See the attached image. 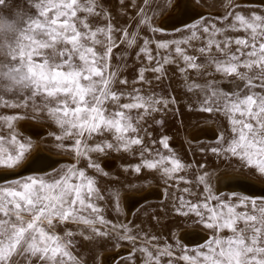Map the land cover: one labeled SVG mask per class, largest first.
<instances>
[{"label": "snow or ice", "instance_id": "6c2138e0", "mask_svg": "<svg viewBox=\"0 0 264 264\" xmlns=\"http://www.w3.org/2000/svg\"><path fill=\"white\" fill-rule=\"evenodd\" d=\"M99 2L22 0L17 22L0 26V32L11 33L0 42V108L43 115L58 129L53 135L60 146L70 141L76 161L86 162L84 167L74 163L47 173L46 162L37 155L28 167L41 174L0 185V264H87L78 254L83 242L100 246L113 235L134 244L141 239L126 225L105 218L100 205L105 195L88 169L107 173L93 160L94 154L136 156L138 148L132 171L157 172L165 184L177 182L170 187L193 183L178 175L190 165L170 149L168 137L145 144V136L151 137L148 120L177 103L174 96L152 88L153 81L159 84L166 78V66H175L183 77L185 91L193 98L188 111L226 121L216 146L201 150L264 175V12L237 10L240 5L226 0L218 21L188 24L186 18L201 14L183 0H163L165 9H180L174 19L185 24L187 32L178 40L159 41L142 38L140 28L162 31L152 24L160 0H143L145 6L156 3L152 15L133 4L139 7V18L132 32L115 26L110 16L106 24L94 26L91 21L105 15ZM8 4L0 0V7ZM121 44L138 47L135 56L142 65L130 91L120 67L113 70L111 64ZM146 73H152V79ZM25 118L0 116V167L13 169L25 161L31 145L22 142L15 128V122ZM155 123L163 125L162 120ZM157 143L170 154H163ZM195 186L202 190L181 191L196 201L173 193L171 211L194 218L211 235L197 247L185 248L178 242L161 245L159 237L144 233L142 245L135 248L140 264H264V200L235 191L226 198L213 192L207 171L196 177ZM108 197L115 200L113 211L118 213L119 193L109 192ZM135 252L130 254L133 264Z\"/></svg>", "mask_w": 264, "mask_h": 264}, {"label": "rangeland", "instance_id": "374dc122", "mask_svg": "<svg viewBox=\"0 0 264 264\" xmlns=\"http://www.w3.org/2000/svg\"><path fill=\"white\" fill-rule=\"evenodd\" d=\"M191 1L194 5H197V7L204 11L200 16H196L194 19L187 22L188 24L197 20L201 22L218 21V18L224 12L222 5L226 2V0ZM19 2H21V0H17V3ZM234 2L240 5V8L237 10L264 12V3H254L244 0H234ZM133 4L138 5L139 7H145V11L148 15H152L153 10H157L156 3H152L150 6H145L143 5V0H100L99 8L103 10L105 15L93 19L91 22L94 26L96 24L103 25L108 22L107 17L110 16L111 22L115 26L128 27V31L132 32L136 30L137 20L139 18L137 15L139 7H134ZM176 10L177 8L165 9L163 7V0H160V8L157 10L159 14L153 17L152 24L154 27L161 28L162 31L153 34L141 26L140 36L142 38H150L159 41L180 39L181 36L187 32L185 24H175L174 27H168L165 24L163 25V19L170 16ZM218 26H220L219 23ZM117 39L119 42L118 34ZM138 43H142V39ZM151 47L153 54L155 55V44L151 45ZM137 51L138 47L136 46L133 48H126L121 44L118 48L114 49V54L111 60L112 69L115 70L116 67L119 66L120 76L126 77L129 80V85L127 86V90L129 91L133 87L131 84L133 77L138 68L142 66L141 62L136 59L135 53ZM163 54L164 52L161 50V55ZM121 56L124 58L123 61L119 59ZM141 59H143V57H141ZM125 64L127 65L126 67L124 66ZM166 72V78L159 84L153 81L152 88L155 89L157 93L174 96L177 103L171 105L168 111L156 114L154 118L148 120L145 127L147 128V131L151 133V137L145 136V133L143 132L141 135L145 136L146 145H150V140L159 141L161 137H168L170 149L183 164L190 165L186 172H181L178 175H183L186 179L193 181V183L189 185L184 184L183 182H178V187H170L169 185L177 182L169 181L168 184H165L164 180L157 172L146 170L143 171L142 174H137L135 171H132L131 169L133 165L139 160L138 148L136 150V156L123 152H111L108 155L94 154L93 160L99 163L102 170L107 173V176H104L96 173L92 169H88V174L96 178L100 191L105 195V201L100 202L101 207L104 209L103 214L105 218L112 221L117 226L126 225L132 230L131 234H139L141 239H138L134 244L129 241L118 240L113 235V238L104 240L100 246L83 242L78 250V254L83 256L87 264H133V261L130 259V254L135 252L137 245H142L144 233H147L149 236L155 235L159 237L158 243L161 245L167 242L172 243L175 246L178 242L180 246L185 248L197 247L204 240L200 243L189 244L181 237V232L189 230L195 231L197 229L200 232L202 231L203 234H206V238L211 235V233L205 230L203 225L197 223L194 218L180 217L172 212L171 204L173 193L178 197L183 195L186 199H192L193 202H195L197 197L189 196L181 190L185 187H189L193 192L199 193L202 190V186L201 188H197L195 186V180L198 175L205 171L208 173V182L211 185L213 192L223 194L225 198L231 192H218L216 190L215 181L219 175L237 172L264 183V175L259 174L258 170L241 167L238 163L231 160L214 156L210 151L201 150L216 146V140L219 133L223 132L227 126L226 121L207 113H193L188 111L186 105L191 104L193 98L185 91L183 77L177 71L175 66H166ZM146 76L148 79H152L153 74L146 73ZM193 78H195L194 75ZM198 82L202 83L203 80L201 79ZM117 86L120 87L119 85ZM135 87H141V85L137 84ZM144 87L147 89L146 85ZM15 114H24L28 117L15 122V128L19 133V138L22 142L30 143L31 145L27 158L38 148V146H42L46 151L59 156L60 159L58 163L45 172L54 173L55 171L66 168L74 163L79 167L85 166V161H76L74 154L70 151V141H65L64 147L60 146L61 142L57 141L53 135L58 133V129L49 119L41 114L33 113L30 110L0 108V116ZM161 120L163 121V125L155 123V121ZM25 122L36 124L46 130L42 131L38 137H35L23 128V123ZM209 127L214 128L215 132L213 135L206 133L198 134V131ZM155 147L159 148L165 155L170 154L167 150H164L159 143H157ZM201 164L205 165V167L201 168ZM3 168L4 167H0V170ZM30 174L35 175L41 173H27L13 179H23ZM13 179L2 181L0 182V185L10 183ZM149 187L156 190L154 192L155 195L151 196V198L149 197L148 200L145 199L142 203L140 202L131 214L127 216L128 214L126 215V209L122 202L124 194L135 193L140 195L145 191H148ZM109 192L119 193L118 213L113 211L115 200L109 199ZM159 192L160 194H157ZM238 193L241 195H247L258 201L264 200V195H249L243 192ZM153 217L158 219H153ZM67 227L75 230L77 226L68 224ZM170 232L173 233L174 236L170 235ZM148 246L151 247V245ZM114 254L117 255V257L113 256ZM135 256L136 260L134 264H140V253L135 252Z\"/></svg>", "mask_w": 264, "mask_h": 264}, {"label": "bare ground", "instance_id": "6f19581e", "mask_svg": "<svg viewBox=\"0 0 264 264\" xmlns=\"http://www.w3.org/2000/svg\"><path fill=\"white\" fill-rule=\"evenodd\" d=\"M244 1L254 2V3L255 2L256 3H262V4L264 3V0H244ZM183 2L189 4L190 7L192 9H194L195 12H197V13L201 14L204 11L203 9H200L199 7H197V5H194V3L191 0H183ZM179 14H180V9L177 8V10L174 13H172L170 16L165 17V19H163V25L165 24L168 27L169 26L174 27L175 24H182V23H177L176 19H174V17H177ZM170 17H172L173 19H170ZM194 18L195 17L186 18V22H189L190 20H192ZM23 128L35 137H38L42 131L46 130L43 127H40L36 124H31L29 122L23 123ZM214 132H215L214 128L209 127V128L202 129L201 131H198V134L206 133L209 135H213ZM37 155L46 162V164H47L46 169L54 167L57 164L56 161H59V159H60L59 156H56V155L46 151L42 146H38V148L34 152H32L28 158L26 157L27 159L19 167H15L13 169L3 168L2 170H0V174L3 175V173L6 174V173H10L11 171H17L22 166H24L26 163H28L32 159V157H35ZM61 160H63V159H61ZM234 177H239L241 179L236 180V179H233ZM240 185H243V187H241ZM215 188L218 192H223V191L233 192V191H235V192H243V193L248 192L250 194L264 193V183H262L259 180H256L255 178H251L245 174L237 173V172H231L228 174L219 175L215 181ZM155 191H156L155 189H152L149 187L148 191H145L144 193H142L140 195L135 194L134 192H133L134 194H124L122 202H123V205L126 209V215L128 214L127 216H129L131 214V212L134 210V208L136 206H138L137 205V204H139V203H137L138 202V200H137L138 196L146 195V194H149V196H153V195H155V193H154ZM160 192H161V190H160ZM160 192L157 194H160ZM248 193H246V194H248ZM181 233H182L181 237L184 239V241H186L189 244L200 243L203 240H205V238H206V234H203L202 231L200 232L197 229L195 231L189 230V231H183ZM109 255H111V254H109ZM113 256L117 257V255H115V254ZM110 259H111V257H110ZM106 260H107V258H106ZM108 260H109V258H108Z\"/></svg>", "mask_w": 264, "mask_h": 264}, {"label": "clouds", "instance_id": "9594fccd", "mask_svg": "<svg viewBox=\"0 0 264 264\" xmlns=\"http://www.w3.org/2000/svg\"><path fill=\"white\" fill-rule=\"evenodd\" d=\"M23 5L21 2L17 3V0H9L7 7H0V26L12 25L17 22L19 13H22ZM11 33L0 32V42L6 37H9ZM2 55V53H0Z\"/></svg>", "mask_w": 264, "mask_h": 264}, {"label": "water", "instance_id": "95a60500", "mask_svg": "<svg viewBox=\"0 0 264 264\" xmlns=\"http://www.w3.org/2000/svg\"><path fill=\"white\" fill-rule=\"evenodd\" d=\"M56 162L58 163V161H56ZM48 169H50V168H47V169L45 168L44 171H46ZM31 172H34L33 169L28 167V163H26L24 166H22L17 171H11L10 173H6V174L3 173V175H0V182L6 181V180H9V179H13V178H16V177H19L21 175H24V174H27V173H31ZM246 193H248V192H246ZM248 194L249 195H264V193H259V194H250V193H248ZM149 197H151V196H149V194L138 196L137 197V200H138L137 203H140V202L144 201L145 199H148Z\"/></svg>", "mask_w": 264, "mask_h": 264}]
</instances>
